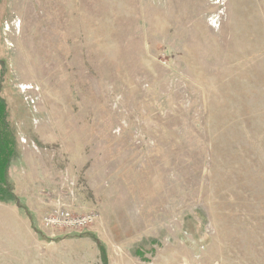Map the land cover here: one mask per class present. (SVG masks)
<instances>
[{"label": "rangeland", "instance_id": "rangeland-1", "mask_svg": "<svg viewBox=\"0 0 264 264\" xmlns=\"http://www.w3.org/2000/svg\"><path fill=\"white\" fill-rule=\"evenodd\" d=\"M0 97V264H264V0H0Z\"/></svg>", "mask_w": 264, "mask_h": 264}, {"label": "trees", "instance_id": "trees-1", "mask_svg": "<svg viewBox=\"0 0 264 264\" xmlns=\"http://www.w3.org/2000/svg\"><path fill=\"white\" fill-rule=\"evenodd\" d=\"M5 104L6 103L4 102V100L0 97V188H4L11 196V200L14 201L16 197H14V193H12L13 191L11 184L5 176L9 162L12 158V155L10 153L12 151V143L9 140L8 128L5 121L6 118ZM14 150H15V146H14ZM98 244H99V248L103 253L101 242H99ZM102 262L103 264H106L104 258L102 259Z\"/></svg>", "mask_w": 264, "mask_h": 264}, {"label": "built area", "instance_id": "built-area-1", "mask_svg": "<svg viewBox=\"0 0 264 264\" xmlns=\"http://www.w3.org/2000/svg\"><path fill=\"white\" fill-rule=\"evenodd\" d=\"M70 225L74 224L75 231H81L82 229L86 228L87 225L92 221L89 222V220L86 219V217H79L78 219H71V217H68L65 219ZM71 220V221H70ZM46 221V225H48L50 222ZM89 222V223H88ZM88 223V224H87ZM70 228V226H66ZM71 229V228H70ZM69 232V231H68Z\"/></svg>", "mask_w": 264, "mask_h": 264}, {"label": "crops", "instance_id": "crops-1", "mask_svg": "<svg viewBox=\"0 0 264 264\" xmlns=\"http://www.w3.org/2000/svg\"><path fill=\"white\" fill-rule=\"evenodd\" d=\"M75 256L74 253L72 252H68V254L65 255V257H73ZM63 257V255H60V258H58L56 255L53 256L52 260L53 262H56L57 264H64L62 261H61V258Z\"/></svg>", "mask_w": 264, "mask_h": 264}]
</instances>
